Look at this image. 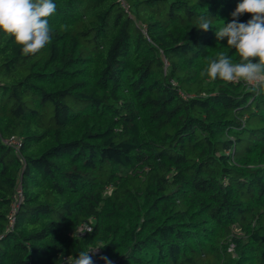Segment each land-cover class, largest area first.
Here are the masks:
<instances>
[{
  "label": "trees",
  "instance_id": "obj_1",
  "mask_svg": "<svg viewBox=\"0 0 264 264\" xmlns=\"http://www.w3.org/2000/svg\"><path fill=\"white\" fill-rule=\"evenodd\" d=\"M127 1L0 33V264H264V93L201 75L241 0Z\"/></svg>",
  "mask_w": 264,
  "mask_h": 264
},
{
  "label": "clouds",
  "instance_id": "obj_2",
  "mask_svg": "<svg viewBox=\"0 0 264 264\" xmlns=\"http://www.w3.org/2000/svg\"><path fill=\"white\" fill-rule=\"evenodd\" d=\"M55 11L53 0H0V33L13 38L23 54L35 55L52 38L49 17ZM243 14L251 16L246 23L237 20ZM232 17L231 22L215 29V35L218 41L227 40V46L238 54V61L220 53L201 75L213 81L244 82L253 92L264 93V0H241ZM197 27L207 31L212 24L201 17ZM95 249L81 251L72 264H92L89 252Z\"/></svg>",
  "mask_w": 264,
  "mask_h": 264
},
{
  "label": "built area",
  "instance_id": "obj_3",
  "mask_svg": "<svg viewBox=\"0 0 264 264\" xmlns=\"http://www.w3.org/2000/svg\"><path fill=\"white\" fill-rule=\"evenodd\" d=\"M117 2L119 3V5L122 7V9L125 12L130 13V5H129L127 0H117ZM4 141H7L8 143H11L12 145H15V146L19 145V141L13 136H11L9 138H4ZM20 198H21V189L18 188L16 190V194H15V197L13 199V202L11 203V212L9 215L10 221L13 220L12 214H13L15 208L17 207Z\"/></svg>",
  "mask_w": 264,
  "mask_h": 264
},
{
  "label": "rangeland",
  "instance_id": "obj_4",
  "mask_svg": "<svg viewBox=\"0 0 264 264\" xmlns=\"http://www.w3.org/2000/svg\"><path fill=\"white\" fill-rule=\"evenodd\" d=\"M67 101H68L69 103H72V102H73V99H71L70 97H68V98H67ZM78 106H79V105H78ZM48 107H49V108H51V107H52V105H51V104H49V105H48Z\"/></svg>",
  "mask_w": 264,
  "mask_h": 264
}]
</instances>
